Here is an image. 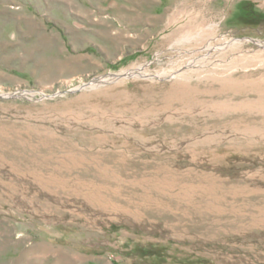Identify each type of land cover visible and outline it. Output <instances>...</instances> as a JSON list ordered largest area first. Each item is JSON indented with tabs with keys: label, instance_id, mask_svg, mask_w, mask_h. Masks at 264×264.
<instances>
[{
	"label": "rangeland",
	"instance_id": "obj_1",
	"mask_svg": "<svg viewBox=\"0 0 264 264\" xmlns=\"http://www.w3.org/2000/svg\"><path fill=\"white\" fill-rule=\"evenodd\" d=\"M0 264H264V0H0Z\"/></svg>",
	"mask_w": 264,
	"mask_h": 264
},
{
	"label": "bare ground",
	"instance_id": "obj_2",
	"mask_svg": "<svg viewBox=\"0 0 264 264\" xmlns=\"http://www.w3.org/2000/svg\"><path fill=\"white\" fill-rule=\"evenodd\" d=\"M208 47H211V46H208Z\"/></svg>",
	"mask_w": 264,
	"mask_h": 264
},
{
	"label": "crops",
	"instance_id": "obj_3",
	"mask_svg": "<svg viewBox=\"0 0 264 264\" xmlns=\"http://www.w3.org/2000/svg\"><path fill=\"white\" fill-rule=\"evenodd\" d=\"M157 6V5H156Z\"/></svg>",
	"mask_w": 264,
	"mask_h": 264
}]
</instances>
